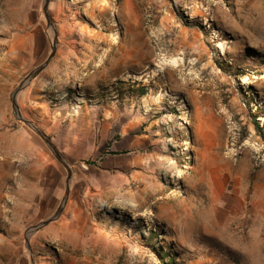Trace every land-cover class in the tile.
I'll return each mask as SVG.
<instances>
[{"label":"rangeland","instance_id":"rangeland-1","mask_svg":"<svg viewBox=\"0 0 264 264\" xmlns=\"http://www.w3.org/2000/svg\"><path fill=\"white\" fill-rule=\"evenodd\" d=\"M43 2L42 47L7 83L0 124L33 134L39 145L17 143L48 168L0 185V264H264V0H49L50 25ZM54 43L36 76L53 63L54 131L20 110L36 77L16 100L73 173L59 217L28 233L56 212L67 171L12 94Z\"/></svg>","mask_w":264,"mask_h":264},{"label":"crops","instance_id":"crops-1","mask_svg":"<svg viewBox=\"0 0 264 264\" xmlns=\"http://www.w3.org/2000/svg\"><path fill=\"white\" fill-rule=\"evenodd\" d=\"M39 12V0H0V16L4 14L5 18H12L13 22H7L3 18L0 21L3 28L2 33H0V47L6 49V53L0 52V114L4 111L3 106L6 104L7 83L17 81L24 74L25 70L37 58V51L42 47V37L45 35V30ZM9 35L10 37H8ZM55 62L63 63L61 64L63 68L66 67L64 64L66 60L56 59ZM52 67L53 63L47 70H44L46 71L43 72L44 74L33 79L18 95L20 110L24 108L26 113L29 111L33 115L31 120L37 122V125L48 135L52 132L51 130L55 129L54 118L56 114H61V110L65 107L63 95L57 102L49 105L50 101L48 102V97L44 93L47 88V75L51 76L54 73L51 70ZM57 73L58 78H60L59 74L61 75V73ZM52 79L53 83L57 80L55 77ZM88 101L91 99L89 98ZM84 108L87 109L85 112L83 111V115L88 116V119L81 121L85 125V130H90L91 124H94L95 120L90 119V108L86 106ZM50 116L53 117L51 122L49 121ZM32 135L29 134L28 136V130L19 126L14 129H3L0 124V185L12 178L16 172L38 173L47 170L48 163L44 162L47 158L45 151L42 150L40 155H33L27 145L22 148L24 143H17V141H23V137H30L28 139L32 144L39 145L37 138ZM79 142L82 143L85 140H79ZM100 171L109 173L108 170ZM121 178H123L122 181L128 182L130 179H134V174ZM29 180L28 182L26 180L27 184L33 185L34 181ZM109 180L111 181V176L105 178V182ZM38 184L37 182V186Z\"/></svg>","mask_w":264,"mask_h":264},{"label":"water","instance_id":"water-1","mask_svg":"<svg viewBox=\"0 0 264 264\" xmlns=\"http://www.w3.org/2000/svg\"><path fill=\"white\" fill-rule=\"evenodd\" d=\"M48 3L49 0H44L43 2V13L46 17V21L48 23V25L51 24L50 21V16L48 14L47 8H48ZM55 45L56 43H54V46L51 49V53L48 56V58L39 66H37L36 68H34L25 78L24 80L17 86V88L15 89V91L12 94V108H13V114L15 116V118L21 122H23L27 127H29L35 134H37L41 140L45 143V145L49 148V150L52 152V154L54 155V157L65 167L66 171H67V178L65 181V193L63 196V199L59 205V207L57 208L56 212L47 220H44L42 222H40L38 225L33 226L32 228H30L28 230V233L36 231L38 229H40L41 227L49 224L50 222L56 220L59 215L61 214L66 201L68 199V195H69V183L70 180L72 178V169L70 167V165L67 163L64 155L60 152V150L54 145V143L52 142L51 138L45 134L41 129H39L38 127H36L30 120L25 119L21 113L20 110L18 108V104H17V95L19 93V91L21 90V88L23 87L24 83L26 82H30L33 78H35L49 63V61L51 60L52 56L54 55V51H55ZM27 241V239H26Z\"/></svg>","mask_w":264,"mask_h":264},{"label":"trees","instance_id":"trees-1","mask_svg":"<svg viewBox=\"0 0 264 264\" xmlns=\"http://www.w3.org/2000/svg\"><path fill=\"white\" fill-rule=\"evenodd\" d=\"M139 91H140L139 96H143L147 93V90L145 88L140 89ZM254 125L256 126V128H258V123L256 122V120H254ZM151 233H153V232H151ZM163 257H164V259H167L166 261L168 262V264H173V262L175 261V260L171 259V256L168 253H165L162 256V258Z\"/></svg>","mask_w":264,"mask_h":264},{"label":"bare ground","instance_id":"bare-ground-1","mask_svg":"<svg viewBox=\"0 0 264 264\" xmlns=\"http://www.w3.org/2000/svg\"><path fill=\"white\" fill-rule=\"evenodd\" d=\"M66 33V32H65ZM37 45V44H36Z\"/></svg>","mask_w":264,"mask_h":264}]
</instances>
